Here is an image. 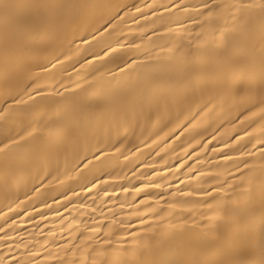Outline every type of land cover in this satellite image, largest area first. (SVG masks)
Instances as JSON below:
<instances>
[{
  "label": "bare ground",
  "instance_id": "6f19581e",
  "mask_svg": "<svg viewBox=\"0 0 264 264\" xmlns=\"http://www.w3.org/2000/svg\"><path fill=\"white\" fill-rule=\"evenodd\" d=\"M0 264H264V0H0Z\"/></svg>",
  "mask_w": 264,
  "mask_h": 264
}]
</instances>
